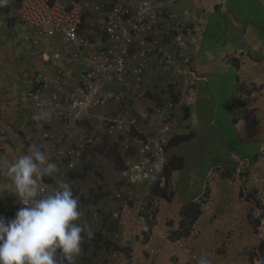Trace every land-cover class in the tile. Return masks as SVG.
I'll return each mask as SVG.
<instances>
[{"label": "crops", "instance_id": "0c3cea01", "mask_svg": "<svg viewBox=\"0 0 264 264\" xmlns=\"http://www.w3.org/2000/svg\"><path fill=\"white\" fill-rule=\"evenodd\" d=\"M170 1L181 20L196 27L191 57L193 71L199 78L198 81L189 78L183 102L187 103L190 118L174 130L173 135L180 137L190 133L194 137L204 120L210 124L216 122L220 107L230 106L234 111L225 118V132L216 125L210 130L212 134L202 159L190 178L182 172L173 174L168 183L173 195L170 200L156 198L157 213L149 227L138 211L152 186L142 184L132 188L131 217L117 230L119 238L116 240L120 248L129 249L130 259L115 256L104 248V243L117 232L111 231L104 220L95 225L102 239L101 247L93 251V261L100 263V258L105 259L106 264H187V253L172 239L179 227L180 208L196 200L205 173L213 166L223 165L228 175L216 194L214 211L199 217L188 245L197 261L206 255L210 264H256L252 253L264 239L260 229H254L250 223L253 204L228 180L233 178L238 159L244 160L248 164L244 182L246 179L250 193L264 208V183L260 182L264 179V0H227L222 8L215 0ZM16 6V0H9L6 7L0 8V161L14 160L33 144L48 150L47 143L33 131V123L39 122L33 116L39 111L32 108L27 94L36 72L47 65L59 66L63 55L69 52L58 43L44 49L26 42L15 15ZM84 68L85 63L78 64L73 74ZM152 68L151 83H157L163 75L159 77L156 63ZM207 103L214 112L212 118L207 111L205 118L198 116ZM191 126L194 129L191 130ZM90 159L96 161L87 155L86 160ZM97 170L102 173L108 191L115 189L119 172L113 170L111 163L103 162ZM79 181L76 179L75 185ZM9 183L8 178L0 174V210L18 202L7 187ZM107 199L103 197L100 204H106ZM110 203L103 207L106 216L119 206L111 199ZM80 212L82 218L83 211ZM90 221L86 223L88 229L94 224L92 218ZM89 254L88 249L86 255Z\"/></svg>", "mask_w": 264, "mask_h": 264}, {"label": "built area", "instance_id": "2783aa9c", "mask_svg": "<svg viewBox=\"0 0 264 264\" xmlns=\"http://www.w3.org/2000/svg\"><path fill=\"white\" fill-rule=\"evenodd\" d=\"M215 1L220 8L227 2ZM18 4L15 15L26 42L34 48L46 49L58 43L69 49L59 66L47 65L36 72L27 94L33 109L47 108L52 112L50 120L33 123L34 133L47 143V152L60 169L52 180L45 181L42 194L62 181L74 187L72 175L80 168L87 148L105 140L119 143L122 168L113 195L122 204L112 213V219L125 224L131 213L129 188L158 182L165 166L166 146L174 130L184 122L183 94L190 77L199 80L191 57L196 27L178 17L170 0H18ZM87 12L96 17L101 34L79 32ZM80 63H85L86 68L73 74V68ZM154 63L163 79L152 84L156 89H149ZM169 86L174 92L182 89L179 101L173 99L169 89H163ZM148 94L153 101L147 100ZM141 110L151 116V121L140 116ZM132 130L138 134L143 131V139L132 136ZM127 152L132 155L125 156ZM237 162L229 184L252 202L264 239L263 207L250 199L246 179L244 182L248 164L241 159ZM227 175L222 166L212 167L206 174V179L215 185V191L206 198V212ZM260 182L263 184L264 179ZM206 189L203 186L201 199ZM17 205L21 207L18 202ZM91 212L96 217L97 207H92ZM82 237V247L91 242L87 230ZM177 245L187 252L189 264H196L197 256L188 243L181 241ZM253 252L260 259L259 248Z\"/></svg>", "mask_w": 264, "mask_h": 264}, {"label": "clouds", "instance_id": "9594fccd", "mask_svg": "<svg viewBox=\"0 0 264 264\" xmlns=\"http://www.w3.org/2000/svg\"><path fill=\"white\" fill-rule=\"evenodd\" d=\"M8 2L9 0H0V8L6 7ZM16 4L17 10L18 0H16ZM51 118L52 112L47 108H42L33 116L36 121H48ZM217 166L224 167L223 165ZM224 169L226 170L225 167ZM59 171L57 163L51 159L48 152L35 144L30 145L25 153L20 154L12 161H0V174L8 178L10 183L7 187L21 205L13 218L6 219L0 216V264H82L83 259L89 257L84 253L85 249H89L90 254H93L90 248L94 243L93 237L86 247L85 245L82 247L84 229L90 236L94 235L91 228L86 227V218L88 219L89 215L81 218L82 203L79 205V200L73 195L70 184L62 181L58 187L47 194H42L46 190V178L55 177ZM208 171L205 173V177ZM98 179L100 180L99 184L97 183ZM97 180L96 183L101 188L103 187V190L106 189L104 195L108 196L104 197L119 204L114 211L119 210L122 203L114 199L113 195L119 186V180L117 179V186L111 192L104 186L103 177L97 178ZM162 182L165 184V180L159 178L155 184L159 183L161 186ZM144 184L152 187L155 185ZM134 186L129 188L128 202L131 211L133 210L130 203L131 190ZM92 207L94 206L90 204V211ZM95 207H97L98 221H101L100 205ZM114 211L109 213L111 218ZM92 214L91 212V216ZM118 238L119 234L114 233L112 242L116 244ZM181 241L188 243V239L177 240L175 245L178 246L177 243ZM188 247L190 248L189 245ZM113 255L117 256V253L114 252ZM196 263L210 264V260L206 255H202ZM256 264H264V258L258 259Z\"/></svg>", "mask_w": 264, "mask_h": 264}, {"label": "trees", "instance_id": "16d2710c", "mask_svg": "<svg viewBox=\"0 0 264 264\" xmlns=\"http://www.w3.org/2000/svg\"><path fill=\"white\" fill-rule=\"evenodd\" d=\"M95 16L90 15L88 12L85 14V16L82 19L81 25L79 27V32L80 33H85L86 35L89 36H95L96 34H101L102 33V27L99 26V24L97 23V21L95 20ZM159 77L162 76V73L159 72ZM152 80L150 79L149 82H151ZM153 83L149 84V89H156V85H152ZM173 87H167V88H163V89H169L170 91V95L173 97V99L175 101H179V96L181 93H183L182 89L179 87L178 91L179 92H174L172 90ZM148 96V101L150 102L153 101L154 97L151 95H147ZM187 103H183L182 107H181V111L183 112V114L181 115L183 121H187L189 120V108L186 105ZM139 113H141L140 116H142L143 118H145V120L151 121V116L149 118V115H145L144 110L139 111ZM190 127V126H189ZM188 127V128H189ZM141 133L138 134L137 132H135L134 130L131 131V135L132 136H138L140 137V139H143V131H140ZM193 135L192 134H186V135H182L180 137H176L175 135H171L170 140L168 142V145L166 146L165 149V167L164 170L162 172V176H160L161 180H165V186L161 187L160 184H155L152 189H150V194L145 196V199L143 201V203L141 204L140 208H139V216L143 218V220L145 221V223L147 224V226L149 227L151 225V222L153 220V218L155 217L156 213H157V208L155 205L156 202V198H164L166 200H170L172 197V193H170V191L172 192L171 188L168 187V183L171 181V178L173 176V174L175 172H182V170L184 169V165H185V160L180 157L177 154H174L172 149L178 147L179 144L181 143H185V142H189L191 141ZM122 140V139H120ZM121 149H120V145L119 143H115V142H108V141H103L102 144L96 145L94 147H89L87 148V150L84 152L83 154V159H82V164L80 166V168L76 171L75 175H72V179L75 181L76 179H79L80 181L78 182V185L76 183V185L74 184L71 186L72 191H73V195L77 196L80 194L81 197V202L80 203H95V205H101L100 204V200H102V198L104 197V194L106 193V191H104L97 183L96 180L97 178L102 177V175L100 176L98 169V165H102L103 162H109L111 163V167L113 168L114 171L119 172L122 168V162H121ZM87 155L94 157V159H96V161H92L90 159V161L86 160ZM132 155V153H126L125 156H129ZM130 157H134V156H130ZM107 159L103 160V159ZM134 159L136 160V158L134 157ZM101 173V172H100ZM90 177H95V184H94V188L91 189V191L85 193L83 192L81 189V185L83 184V180H88ZM53 178H46L45 181H50ZM144 183H139L137 185H135L134 187L138 186V185H142ZM80 185V186H79ZM203 186L207 187L206 189V193H205V197L203 199L200 198V194L201 191L203 189ZM81 187V189H80ZM215 185H213L211 182H209L206 177L204 176L202 178V182H201V187L199 190V193L196 197V200L194 201H189L187 203H184L181 208H180V222H179V227L178 229L172 234V239L173 240H185V239H189V237L191 236L192 232H193V228L194 225L196 223V221L199 219V217L201 215H203L204 213H206L204 207L205 204L207 203V196L209 195V193L214 192ZM169 190V192H168ZM218 191H216L217 194ZM250 199L255 202V204L258 206L260 204L259 201H256L255 198L253 197V193L249 194ZM216 199V195L214 197V201ZM211 203V207H210V211L213 210V206L215 204V202ZM131 203V201H130ZM19 204V202H18ZM133 203H131L132 205ZM12 209H15V211L13 212V215H15L16 211L19 209V206L17 204H14L10 207H8L7 209H4L6 211H11ZM4 210H0V212L4 211ZM264 210V208H263ZM250 223L251 226L257 230V228H259V220L254 218V214H253V209L251 210L250 216ZM105 220V221H104ZM101 221L106 222V224L109 225L110 230L111 231H117L120 230L121 227H123L125 224H120L115 222L111 217L110 214L107 216H103L101 217ZM113 227L115 230H113ZM255 230V231H256ZM115 233H118L115 232ZM93 237V241L94 243L91 245V250L93 253V251L97 248H100L101 245H99V242L101 241V236H100V231L99 232H94ZM88 244L85 245V247ZM104 248L107 249V251H110L112 254L114 252H116L117 254L124 255V257L126 259H130V253H129V249H125V248H120L117 244H115L114 242H112L111 240H107L104 243ZM127 250V251H126ZM259 250H260V258H264V241L260 244L259 246ZM87 252V249L84 250V253ZM88 258H92V256H94V254H89ZM252 256L256 257V259L258 260V257L256 256V253H252ZM87 261H90L89 259H85L84 263H86Z\"/></svg>", "mask_w": 264, "mask_h": 264}, {"label": "rangeland", "instance_id": "374dc122", "mask_svg": "<svg viewBox=\"0 0 264 264\" xmlns=\"http://www.w3.org/2000/svg\"><path fill=\"white\" fill-rule=\"evenodd\" d=\"M230 106H228V108L225 107H220L219 110L216 113V122L213 123H208L204 120L203 123H201L200 125H198V129H197V133L196 136L192 137L191 141L189 142H185V143H181L178 145V147L172 149L174 154L179 155L180 157H182L185 160V165H184V169L182 170V174L183 176H185L187 179L190 178V176L192 175V173L195 171V169L197 168L198 164L200 163L202 156H203V151L205 149V145L207 143V140L209 139V137L211 136V132L210 130L213 128L214 125H216V127H220L221 129L224 130L225 132V118L229 117L231 115V113L234 111L231 108H229ZM204 111L203 113L199 114L198 116H203V118L206 117V111L210 113L211 118L214 115V112L211 111V107L209 106V103L206 104V106L204 107ZM194 129L193 126H191V130ZM96 174H100L96 173ZM102 175V173L100 174ZM103 177V175H102ZM95 177H90L88 180H83V184H82V191L87 193L89 191H91V189L94 187L95 184ZM74 182V180H73ZM75 184V182H74ZM104 186L106 187V183L105 181L103 182ZM104 196H108V195H104ZM79 205L81 202V197L79 194ZM108 202L106 204H101L100 205V216L102 217L104 215V210L103 207L110 205V198L107 199ZM90 204H92V206H97L95 205V203H82V209H83V216L85 215H89L88 219L86 218L87 222L86 223H90V219L92 217L94 224L93 227L91 226V230L94 234V232H96V226L95 225H100L101 221L99 220L98 216H94L92 214L91 216V211L89 209ZM114 238V237H113ZM112 241V238H111ZM99 258V257H98ZM85 259H89L90 261H87L86 263H84ZM83 259V263L82 264H106V260L104 259L100 260V263H97V261H93V256L92 258H85Z\"/></svg>", "mask_w": 264, "mask_h": 264}, {"label": "bare ground", "instance_id": "6f19581e", "mask_svg": "<svg viewBox=\"0 0 264 264\" xmlns=\"http://www.w3.org/2000/svg\"><path fill=\"white\" fill-rule=\"evenodd\" d=\"M0 216L5 217L6 219H11L14 217V215L11 211H6V210L0 212Z\"/></svg>", "mask_w": 264, "mask_h": 264}]
</instances>
